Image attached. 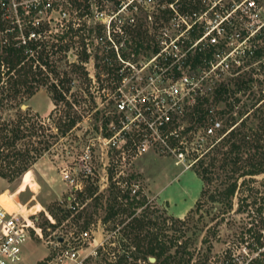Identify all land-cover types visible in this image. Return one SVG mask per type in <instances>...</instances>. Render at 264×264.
<instances>
[{"label":"rangeland","instance_id":"374dc122","mask_svg":"<svg viewBox=\"0 0 264 264\" xmlns=\"http://www.w3.org/2000/svg\"><path fill=\"white\" fill-rule=\"evenodd\" d=\"M33 1L15 0L14 4L10 2V5L13 7ZM183 1L174 0L171 3L168 0H154V3H147L146 0L82 1L89 6L81 20L86 23V31L88 27H92L95 36L93 44L89 43L88 46L93 55H90L85 63L93 79L91 86L92 90L95 89L93 91L95 107L91 110L86 109L82 120L64 136L54 142L53 137V139L49 138L48 149L40 154L32 167L21 177L14 181L0 178V205L19 219H27L35 228L40 229L37 235L30 228V238L23 246L21 260L16 264H74L68 258L58 259V254L68 246L80 249L81 256L95 248L99 254L88 255L85 259L87 264L114 263L113 254L121 253V243L130 241L124 234L125 231L130 230L125 226L130 218L127 211L110 216L108 208L112 204L115 209L118 206L123 208L121 199L118 197L114 201L111 196L121 195L120 190L126 186L125 181L132 188L140 190L147 199L148 206L145 209L147 219L145 218L144 222H156V227L158 225L161 228L158 230L161 238L168 242L177 237L182 242L179 248L185 245L186 250L189 249L188 252L196 250L200 242L206 243L217 234L223 236L228 234L227 230L233 228L232 222H264L262 215L257 213L259 206L264 212V172L240 177L237 180L238 185L243 179L245 181L231 197L230 206L226 205L228 203L223 201L220 193L241 170L232 173L230 168L234 164L230 163L226 169L215 167L211 180L203 181L201 178L199 162L201 159L207 162L214 149L211 147L205 150V147L210 143L216 146L228 130L225 133L219 131L218 135L212 138L205 136L204 127L190 128L185 118L189 109L184 111L181 117L179 116L178 124L173 123L172 128H158L159 123L154 116L150 115L152 128H147L146 90L148 92L154 90L153 85L149 86V82L146 83V76L154 73L149 68L146 70L145 67L149 56L140 54L125 61L119 57V54L114 57L109 50L112 44V27L118 30L117 28L123 29L124 26L141 22L143 27H148L150 34L155 33L159 38L161 27L156 28V25L162 22V26L168 27L169 21L176 15L177 6ZM190 1L201 8L199 1L203 2L204 6L209 0ZM254 1L264 6V0ZM69 2L70 0L66 5L65 2L64 6L61 5V12L58 6L47 12L43 10L37 17L41 21L49 19L51 29L54 30L55 22L67 21L72 17L73 10L70 9ZM228 3L231 1L220 0L218 7L214 10L225 12L228 10ZM169 10L172 13L168 12ZM207 11L206 19L208 20L212 17V11L210 9ZM257 11L256 19L260 24L264 21V9L258 8ZM245 13L243 11L242 15H237L236 21L250 22L251 20H247L248 17L242 19L246 16ZM6 16L11 22L21 24L19 14L11 12ZM166 17L168 18L165 19ZM98 26H101L102 39L96 37L98 33L95 31ZM199 27H201L199 23L193 26V28ZM174 32V29H170L171 35ZM251 43L255 47L260 45L264 49V40L256 38L252 39ZM96 61L100 64L108 63L109 66H113L112 68L120 66L119 73H123L122 79L118 82L119 88L117 87L118 90L123 91H119L116 95L112 93L110 99L112 101L104 96V93L109 94L112 90L105 87L99 88L100 83L94 77L96 71L98 72L94 66ZM257 63L258 61H253L249 66L243 65L241 74L248 69H250L248 73L255 72L252 74V78L255 79L252 82V88L256 93L259 91L264 93L260 89L264 87V63H261V67ZM62 69H68L67 65ZM100 77L104 79L108 75L100 71ZM223 79H226V76ZM81 80L85 79L75 78L73 92L84 83ZM213 81H216L214 77L209 81V85L213 84ZM161 83L157 82V85L160 86ZM119 95L121 97L126 95L123 99L128 103L133 100L134 112H130V109L125 113L126 117L120 119L117 124L110 122L104 125L103 120L112 115L111 109L115 108ZM238 96L242 101L235 106L236 110L241 104L250 102L247 95L240 92ZM86 98L88 99L86 104L89 106V96ZM261 102H264V99L259 103ZM63 106L59 103L58 109ZM22 107H28L29 111L37 113L46 120L51 115L48 122L52 126L60 115L59 110L51 113L54 104L45 87H41ZM151 107H155L154 104ZM96 109L97 113L94 112ZM262 110L264 105L259 107V111L262 112ZM122 116H124L123 113ZM214 120L220 121L222 127L225 126L223 120L217 118ZM256 125L257 121L252 116L239 124L241 129L248 130L247 141L252 140L251 130L255 133ZM175 129L180 131L178 137L173 134ZM55 131L54 128L53 132ZM259 142L264 145V135ZM142 144H145L144 150ZM175 150H182L183 155L178 157ZM241 156L242 162H238L239 166L247 167L251 164L259 166L264 162V146L258 153L253 154V149H250L247 153L243 152ZM66 174L68 177L65 176ZM89 188L94 190L91 196H88L85 191ZM66 210H69L71 214L66 219L57 220ZM80 212L82 215L78 218ZM84 222H87V225ZM147 228L142 234H145L147 230H155L154 227ZM83 230L91 234L88 238L91 243L88 245L87 242L78 240ZM114 235L115 238H113ZM175 248L176 246L171 247L169 252L173 253ZM148 258H155V256L149 254ZM137 264H146V262L141 260Z\"/></svg>","mask_w":264,"mask_h":264},{"label":"trees","instance_id":"16d2710c","mask_svg":"<svg viewBox=\"0 0 264 264\" xmlns=\"http://www.w3.org/2000/svg\"><path fill=\"white\" fill-rule=\"evenodd\" d=\"M82 1L84 0H70L68 5L73 10L72 17L67 21L55 22L54 30L51 29L49 19L42 21L38 19L35 22L38 12L44 8L47 0L19 4L17 14L20 15L21 24L11 22L0 9V178L14 181L21 177L32 167L40 154L48 149L49 138H54V142L64 136L82 120L86 109L91 110L95 107L93 94L95 89L92 90L91 86L93 79L85 66L89 56L93 55L88 46L89 43L93 44L95 36L92 27H88L86 31V23L81 20L89 6ZM173 1L168 0L169 3ZM64 2L66 5L68 0ZM64 2L61 4L52 2L49 8L44 11H50L59 5L64 6ZM194 10H199V6L191 3L190 0H184L181 5L177 6L179 13H191ZM168 12L172 13L171 10ZM162 25V22L158 23L156 28L162 27ZM112 29V44L109 41L111 44L109 50L114 57L119 54L122 60L127 61L130 57L135 58L140 54L150 57L160 51L161 46L156 34H150L148 27H143L141 22L124 26L123 29L117 28L119 32L113 27ZM202 30V27L191 29L190 37H198ZM95 32L98 33L96 37L102 39L101 26H98ZM256 38L264 40V27L256 35ZM187 45L185 43L182 49H185ZM211 54V49L188 53L185 64L192 69H200L204 66L205 60L211 57ZM161 57L160 55L157 58L160 60ZM262 59H264V49L259 45L253 49L251 55H246L243 58V63L233 70L232 75L214 83L209 96L199 97L194 106L187 107L189 111L186 112L187 117L185 118L190 128L205 127L210 119L217 118L225 123L220 132L225 133L228 130L217 142V145L212 146L214 149L207 162L203 159L199 162L203 181L211 180L215 167L226 169L232 163L234 164L230 168L232 173L241 170L236 177L230 175V177H234V180L228 182L220 193L228 206H230L231 197L245 181L243 179L238 185L237 180L240 177L264 172V162L259 166L251 164L241 167L238 165L243 152L247 153L253 149V154H255L264 146L259 142L261 136L264 135V110L259 111V107L264 105V102L259 103L264 99V93H260V91L256 93L252 88V82L255 81L252 74L255 72L248 73L250 70L248 69L244 74H241L243 65L249 66L253 61H258L257 64L261 67V63H264ZM161 63L165 66L174 64L172 68L177 75L174 56L168 55L167 59ZM65 65L68 69H62ZM94 66L95 70H98L94 77L100 83L99 88L105 87L112 90L109 94L104 93V96L109 97L110 100L111 94L115 95L118 82L123 76V73H119L120 66L112 68L113 66H109L108 63L100 64L97 61ZM100 71L107 73L108 77L101 79ZM81 77L85 79L81 80L84 83L82 82L83 84L73 92L75 78ZM116 80L118 81L116 82ZM41 87H45L50 93L54 104L51 113L56 110L60 112L54 126L48 122L51 115L46 120L37 113L29 111L28 107H22ZM260 89L261 92H264V87ZM240 92L247 95L250 102L241 104L240 108L236 110L235 106L242 101L238 96ZM86 96H89V106L86 104L88 101ZM59 103L64 105L63 108L58 109ZM111 111L112 115L103 120L104 125L110 122L117 124L120 120L114 108ZM94 112L97 113L98 110L96 109ZM251 116L257 121L256 132L252 133L251 130L252 140L247 141L248 130L241 129L239 124ZM54 128L56 129L55 133L53 132ZM249 155L251 154L249 153ZM125 185L120 190L122 192L120 196L115 194L111 196L114 201L119 197L123 208L118 206L115 209L112 204L108 208V215L114 216L127 211L130 220L125 226L130 230L125 231L124 234L130 241L128 243L126 240L121 243L122 252L116 254V262L111 264H137L141 260L146 264H187L189 258L185 257L187 254L185 245L180 249L182 244L177 243L179 240L177 237L166 242L160 237L158 230L161 228L158 225L156 227V222H144V219H147L145 216V209L148 206L146 197L141 194L140 190L131 193L132 188L127 181H125ZM85 191L88 196L94 192L91 188ZM197 206H199L198 203ZM257 213L262 215L261 206L257 208ZM70 214L71 212L66 210L57 220L66 219ZM81 215L80 212L78 218ZM84 223L87 225V222ZM146 227H148L147 229L154 227L155 230H147L145 234H142L144 230L146 231ZM174 246L176 248L173 253L169 252ZM149 254L155 256L153 263L148 260Z\"/></svg>","mask_w":264,"mask_h":264},{"label":"built area","instance_id":"2783aa9c","mask_svg":"<svg viewBox=\"0 0 264 264\" xmlns=\"http://www.w3.org/2000/svg\"><path fill=\"white\" fill-rule=\"evenodd\" d=\"M14 1L0 0V9L4 15L11 12L17 14L18 5L13 7L10 5V2L14 4ZM64 1L66 0H47L44 8L38 12L37 16L43 10L49 8L52 2H60L61 4ZM211 1L209 0L204 6L203 2L199 1L201 4L199 11L194 10L191 13L175 11L176 15L170 20L171 22L169 21V26L161 27L158 38L161 46L160 51L152 54L147 60L148 62L145 63L146 70L149 68L151 72H154L153 75L146 76V83L149 82V86L150 84L154 86L153 91L148 92L146 90L147 128L151 127L150 115L157 120L160 129L172 128L173 123L178 124V118L183 115L187 107L194 106L199 97L209 96L216 81L232 75L233 70L243 63V58L253 53L255 46L251 41L264 27V21L258 24L256 12H258V8L264 9V6H260L254 0H229L231 3H228V10L220 12L214 10L218 7L217 4L220 0ZM146 2L154 3V0H146ZM59 6L61 12V5ZM208 9L212 11V17L207 20ZM243 11L246 12V16L242 19L248 17L247 20H251L250 22L236 21V16L242 15ZM38 19L39 17L35 22ZM197 23L201 24L203 30L198 37L191 38L190 31ZM237 23H239V26H237ZM170 29L175 30L172 35ZM185 43L188 45L185 49H182ZM204 49H211L212 54L208 60H205L202 68L192 69L185 64L188 53L192 54L195 51H203ZM160 55L162 57L159 60L157 57ZM168 55L175 57L177 75L172 68L174 64L165 66L161 63V61L167 59ZM129 65L132 66L130 63ZM126 67L130 71L129 67ZM213 77L216 81L209 85V81ZM157 82L162 83L158 86ZM118 88L115 95L122 90H118ZM119 96L120 98L116 102L117 107L115 106L114 110L115 113H118L119 119H124L128 110L131 109L130 112H134L133 107L135 104L132 103L133 100L130 103L124 101L123 98L126 95ZM152 104L155 107H151ZM122 113L124 116H122ZM221 128L220 121L210 119L204 127V134L215 138ZM179 133L180 131H177V129L173 131V134L177 137ZM212 146V143L208 144L205 150H209ZM142 149H145V144H142ZM175 151L176 153H174L178 157L183 155L182 150ZM65 176L68 177V174ZM135 191V188L131 189V193H135ZM48 217L52 219L51 216L48 215ZM262 217H264V212H262ZM232 224L233 228L228 229V234L225 236L217 234L215 238L207 240L206 243L200 242L196 250L188 252V249V255H185L189 258L187 264H264V222H232ZM30 228L39 235L40 229L35 228L31 221L19 219L0 205V264H16L21 260L23 246L30 238ZM90 237V232L83 230L80 232L78 240L87 242L88 245L91 243V240H88ZM113 238H115V235ZM178 243L179 245L182 244L180 240ZM90 254L96 255L99 252L94 248L81 256L80 249L68 246L58 254V259L68 258L74 264H87L85 259ZM113 255L116 262L117 255Z\"/></svg>","mask_w":264,"mask_h":264},{"label":"water","instance_id":"95a60500","mask_svg":"<svg viewBox=\"0 0 264 264\" xmlns=\"http://www.w3.org/2000/svg\"><path fill=\"white\" fill-rule=\"evenodd\" d=\"M155 260V258H149L150 262H153Z\"/></svg>","mask_w":264,"mask_h":264}]
</instances>
